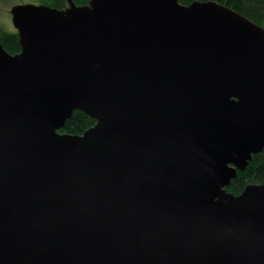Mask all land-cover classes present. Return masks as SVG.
Segmentation results:
<instances>
[{"label": "water", "instance_id": "95a60500", "mask_svg": "<svg viewBox=\"0 0 264 264\" xmlns=\"http://www.w3.org/2000/svg\"><path fill=\"white\" fill-rule=\"evenodd\" d=\"M68 2L14 5L0 42V264H264V184L227 190L264 148V26Z\"/></svg>", "mask_w": 264, "mask_h": 264}, {"label": "trees", "instance_id": "16d2710c", "mask_svg": "<svg viewBox=\"0 0 264 264\" xmlns=\"http://www.w3.org/2000/svg\"><path fill=\"white\" fill-rule=\"evenodd\" d=\"M59 10H65L69 5L68 0H34ZM77 6L86 5L90 0H72ZM193 1L208 0H179L188 5ZM224 4L240 14L246 16L260 26H264V0H213ZM5 23L0 22V42L10 54L21 51L19 35L16 30L8 31ZM7 27V26H6ZM96 120L81 110H75L60 130L69 134H83L95 124ZM264 184V148L252 156L244 171H238V175L231 181L227 190L234 194H240L247 185Z\"/></svg>", "mask_w": 264, "mask_h": 264}, {"label": "rangeland", "instance_id": "374dc122", "mask_svg": "<svg viewBox=\"0 0 264 264\" xmlns=\"http://www.w3.org/2000/svg\"><path fill=\"white\" fill-rule=\"evenodd\" d=\"M28 3L38 4V2L34 0H0V22L5 23V25L7 26V27L5 26V28L8 31L16 30L11 19V8L16 4H28Z\"/></svg>", "mask_w": 264, "mask_h": 264}, {"label": "clouds", "instance_id": "9594fccd", "mask_svg": "<svg viewBox=\"0 0 264 264\" xmlns=\"http://www.w3.org/2000/svg\"><path fill=\"white\" fill-rule=\"evenodd\" d=\"M17 5V4H16ZM11 19H12V16H11ZM17 31V30H16Z\"/></svg>", "mask_w": 264, "mask_h": 264}, {"label": "flooded vegetation", "instance_id": "af4514ba", "mask_svg": "<svg viewBox=\"0 0 264 264\" xmlns=\"http://www.w3.org/2000/svg\"><path fill=\"white\" fill-rule=\"evenodd\" d=\"M68 7H69V5H68Z\"/></svg>", "mask_w": 264, "mask_h": 264}]
</instances>
